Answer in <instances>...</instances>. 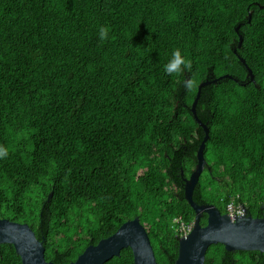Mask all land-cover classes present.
<instances>
[{
    "label": "trees",
    "instance_id": "obj_1",
    "mask_svg": "<svg viewBox=\"0 0 264 264\" xmlns=\"http://www.w3.org/2000/svg\"><path fill=\"white\" fill-rule=\"evenodd\" d=\"M177 48L192 69L170 76ZM202 81L193 199L225 212L234 197L262 216L264 0H0V218L68 264L137 216L157 264H173L194 218L183 186L204 136L190 110ZM0 264H21L9 243ZM104 264H134L131 249ZM205 264H264V252L211 244Z\"/></svg>",
    "mask_w": 264,
    "mask_h": 264
},
{
    "label": "water",
    "instance_id": "obj_2",
    "mask_svg": "<svg viewBox=\"0 0 264 264\" xmlns=\"http://www.w3.org/2000/svg\"><path fill=\"white\" fill-rule=\"evenodd\" d=\"M247 16L250 19L251 12H248ZM239 27L240 24L235 27V31H238ZM242 40L243 37L239 34L234 52L237 47L241 46ZM239 59L245 64L242 57ZM223 76L232 78L229 74ZM247 76L251 79L253 77L250 68H247ZM207 83L209 81H202L198 84L190 107L194 119L204 130V136L196 151L197 162L189 176L184 178V198L194 211L192 227L186 235L178 238L177 257L173 264H205V253L209 245L217 243L222 244L226 251L258 250L264 252V215L248 214L245 205H243V214L231 215L228 212H221L214 204H199L193 199L194 188L205 168L203 149L209 137L208 128L198 118L195 105L201 87ZM51 194L50 192L49 196ZM204 214H206V224L202 225L200 220ZM1 243H9L14 247L21 264H55L45 259L43 242L35 236L33 229L26 222L0 218ZM126 247L132 251L134 264H157L148 234L137 216L121 223L116 231L99 239L96 244H88L68 264H104L112 257L118 256L121 249Z\"/></svg>",
    "mask_w": 264,
    "mask_h": 264
},
{
    "label": "clouds",
    "instance_id": "obj_3",
    "mask_svg": "<svg viewBox=\"0 0 264 264\" xmlns=\"http://www.w3.org/2000/svg\"><path fill=\"white\" fill-rule=\"evenodd\" d=\"M108 33H109V28L107 26H101L98 30L99 40L100 41L107 40L108 39ZM191 69H192L191 60L186 59L185 56L182 55L180 49H178V48L175 49L171 53V56L168 59L167 63L163 66L164 72L170 76L174 75V74L175 75H182L185 71L191 72ZM182 84H183L186 91H190L194 87V81L190 77L187 79H184L182 81ZM7 155H8V150L5 147L0 146V158H5ZM230 203H232V202H229L228 204H230ZM228 204L226 205L225 212H228V210H227ZM239 204H241V203H239ZM241 205H242L241 207L243 208V213H244V207H243L244 204H241ZM246 209H247V207H246Z\"/></svg>",
    "mask_w": 264,
    "mask_h": 264
},
{
    "label": "built area",
    "instance_id": "obj_4",
    "mask_svg": "<svg viewBox=\"0 0 264 264\" xmlns=\"http://www.w3.org/2000/svg\"><path fill=\"white\" fill-rule=\"evenodd\" d=\"M227 210L231 215H241L243 214V208L241 206H234L232 203L228 204ZM192 223L186 224L184 221L180 222L179 231L180 236L186 235V233L191 229Z\"/></svg>",
    "mask_w": 264,
    "mask_h": 264
},
{
    "label": "rangeland",
    "instance_id": "obj_5",
    "mask_svg": "<svg viewBox=\"0 0 264 264\" xmlns=\"http://www.w3.org/2000/svg\"><path fill=\"white\" fill-rule=\"evenodd\" d=\"M204 175H205V174H204V172H203V177H204ZM215 188H216V186H215ZM229 201L232 202V203L234 204V206H236V205H237V206H242L241 204L235 202L234 197H231V200H229ZM263 205H264V203H263V204H260L259 207L262 209V206H263ZM237 206H236V207H237ZM225 208H226V207H225ZM225 208H224V209H225ZM224 211H225V210H224Z\"/></svg>",
    "mask_w": 264,
    "mask_h": 264
},
{
    "label": "flooded vegetation",
    "instance_id": "obj_6",
    "mask_svg": "<svg viewBox=\"0 0 264 264\" xmlns=\"http://www.w3.org/2000/svg\"><path fill=\"white\" fill-rule=\"evenodd\" d=\"M202 217H205L206 218V214H204ZM205 221H206V219H205ZM205 224H206V222L204 224H202V225H205Z\"/></svg>",
    "mask_w": 264,
    "mask_h": 264
}]
</instances>
